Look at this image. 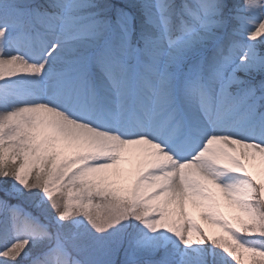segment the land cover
I'll use <instances>...</instances> for the list:
<instances>
[{
    "label": "snow or ice",
    "instance_id": "obj_1",
    "mask_svg": "<svg viewBox=\"0 0 264 264\" xmlns=\"http://www.w3.org/2000/svg\"><path fill=\"white\" fill-rule=\"evenodd\" d=\"M262 50L264 0H0V264H264Z\"/></svg>",
    "mask_w": 264,
    "mask_h": 264
},
{
    "label": "rangeland",
    "instance_id": "obj_2",
    "mask_svg": "<svg viewBox=\"0 0 264 264\" xmlns=\"http://www.w3.org/2000/svg\"><path fill=\"white\" fill-rule=\"evenodd\" d=\"M262 51H264V50H262ZM205 227H207V225H205Z\"/></svg>",
    "mask_w": 264,
    "mask_h": 264
}]
</instances>
